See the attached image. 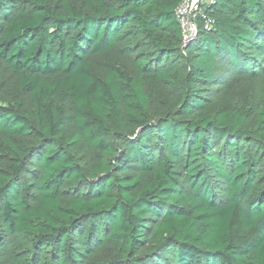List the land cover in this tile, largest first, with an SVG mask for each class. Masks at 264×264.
<instances>
[{"label": "trees", "instance_id": "16d2710c", "mask_svg": "<svg viewBox=\"0 0 264 264\" xmlns=\"http://www.w3.org/2000/svg\"><path fill=\"white\" fill-rule=\"evenodd\" d=\"M185 1L0 0V264H264V0Z\"/></svg>", "mask_w": 264, "mask_h": 264}, {"label": "rangeland", "instance_id": "374dc122", "mask_svg": "<svg viewBox=\"0 0 264 264\" xmlns=\"http://www.w3.org/2000/svg\"><path fill=\"white\" fill-rule=\"evenodd\" d=\"M199 1V0H198ZM196 1L193 7L196 8L199 6V2ZM201 2V1H200ZM198 5V6H197ZM192 7V6H191ZM194 7V8H195ZM3 85L4 92L3 96H0L1 100L12 99L15 97V92L17 91V78L7 70H4L0 67V85ZM264 104V80L255 81L244 87L240 94L236 96L233 105L243 106V107H252L255 110H258L260 106ZM27 106H30V98H27ZM7 162V155L5 152L0 150V168L4 166ZM14 248V247H13ZM23 252L22 247H15L12 250L11 258H15L18 253Z\"/></svg>", "mask_w": 264, "mask_h": 264}, {"label": "built area", "instance_id": "2783aa9c", "mask_svg": "<svg viewBox=\"0 0 264 264\" xmlns=\"http://www.w3.org/2000/svg\"><path fill=\"white\" fill-rule=\"evenodd\" d=\"M196 1L198 0H186L177 10V16L182 27L183 37L186 42L192 40L196 34V27L192 21V13L198 8L195 6V8L193 7ZM200 1L202 0H199L198 4H200ZM209 26L210 22L208 21L206 23V27L209 28Z\"/></svg>", "mask_w": 264, "mask_h": 264}]
</instances>
